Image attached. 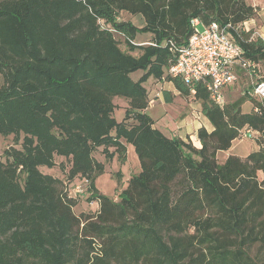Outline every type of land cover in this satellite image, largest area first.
Here are the masks:
<instances>
[{"label":"trees","instance_id":"trees-1","mask_svg":"<svg viewBox=\"0 0 264 264\" xmlns=\"http://www.w3.org/2000/svg\"><path fill=\"white\" fill-rule=\"evenodd\" d=\"M257 12L248 0H0V138L15 143L0 160V264H264V102L251 86L220 109L201 83L192 95L167 75L192 20L238 27ZM253 34L232 31L241 62L255 66L236 76L254 84L264 82V40ZM149 80L199 103L212 127L197 130L200 148L153 127ZM116 97L128 103L120 122ZM248 132L258 150L219 163ZM125 144L140 172L114 202L94 186L104 164L93 154L123 164ZM57 160L62 179L40 172ZM82 181L98 210L76 216L67 191Z\"/></svg>","mask_w":264,"mask_h":264},{"label":"rangeland","instance_id":"rangeland-1","mask_svg":"<svg viewBox=\"0 0 264 264\" xmlns=\"http://www.w3.org/2000/svg\"><path fill=\"white\" fill-rule=\"evenodd\" d=\"M120 21H130L134 26L141 27L143 25V20L139 16H130L127 13H122L119 17ZM249 29V27L247 26ZM250 30V29H249ZM143 37H141L142 40ZM120 42L121 48L124 49L123 39L116 37ZM145 40L140 41L141 43H147L149 41L148 36H144ZM132 55L136 56L137 53ZM261 72H263V66H259ZM142 75L141 71L131 74L133 81H136ZM237 80L235 84L231 85L225 90L224 95L226 102L236 101L244 96L245 93L250 91L254 80L249 76H246L243 72H239L236 76ZM146 86V85H145ZM148 87V85L146 86ZM155 95V94H152ZM152 98V96H151ZM157 98V97H156ZM114 118L120 122L124 118L125 108L128 103L125 99L116 97L113 99ZM252 104L250 101L245 102L241 109L242 112L251 111ZM147 115L150 116L154 121V127L160 130L164 135L169 138H185L184 140H190L192 138L194 142H197L196 127L199 123L194 118L195 115L200 117L197 113L200 112V105L198 102L192 101L190 97L185 98L177 95L172 96L171 102H165L162 97L157 99H152L147 110ZM194 116V117H193ZM199 120H201L199 118ZM255 136L254 133H248L242 139L235 140L231 147L226 151H221L216 154V159L219 163H223L229 157L245 158L252 152L256 150V145L258 142L252 140ZM193 144V142H192ZM194 145V144H193ZM15 146L12 138H0V160H2V153L7 148ZM127 154L125 163L121 164L118 162L117 158L114 157L112 160H106L101 153V149L96 151L93 156L104 164V172L94 182V186L99 194L112 198L114 202H117V194L126 188L127 181L134 175L140 172L139 162L134 149L131 145H127ZM58 159V158H57ZM59 160H57V166L52 169L45 167L40 168V172L45 175H50L58 179H62L64 173L58 166ZM118 174V178L116 176ZM260 176V175H259ZM261 179V177H259ZM84 187L82 182H78ZM73 187V186H71ZM72 189V188H71ZM90 192L85 189L83 194L78 196L77 205L73 208V213L76 216L81 214H93L98 210V203L89 202Z\"/></svg>","mask_w":264,"mask_h":264},{"label":"built area","instance_id":"built-area-1","mask_svg":"<svg viewBox=\"0 0 264 264\" xmlns=\"http://www.w3.org/2000/svg\"><path fill=\"white\" fill-rule=\"evenodd\" d=\"M245 24L238 27L220 26L217 23L204 26L199 19L192 20L193 34L184 47L176 50V61L168 68L167 75L171 79H179L183 85L190 88L192 95L195 94L192 86L201 83L212 103L220 109L224 108L226 103L224 92L237 80L235 68L238 66L255 68L249 63L241 62L243 51L232 35V31L235 33L249 31ZM254 36L256 35L253 34L252 38ZM249 73L252 75L255 71ZM250 96L260 104L264 102L263 81L257 80L252 85ZM82 183L84 187L81 184L70 187L67 191L68 196L78 197L83 194L87 183L86 181Z\"/></svg>","mask_w":264,"mask_h":264},{"label":"crops","instance_id":"crops-1","mask_svg":"<svg viewBox=\"0 0 264 264\" xmlns=\"http://www.w3.org/2000/svg\"><path fill=\"white\" fill-rule=\"evenodd\" d=\"M251 3L255 8L258 9L257 16L253 20L247 22L245 25H246V27L248 26L250 30H253V32L256 36H259L264 40V0H253V1H251ZM142 40H145L144 36H143ZM142 40L139 39L138 42H140ZM145 85L146 86L148 85V87H146ZM145 85H144V87L147 89V91L149 93V99L150 100L157 99L160 96L165 101L166 97L164 95V92H167L169 94L170 98H172V96L175 97V96L179 95V93L173 87L172 83L153 82L152 80H149L147 82V84H145ZM152 94H155V95H152ZM151 96H152V98H151ZM197 114L200 117H197V115H195V117L193 116L196 119V121L199 123V125L196 127V130H198L199 128H204L208 133L211 132L212 127H211L210 123L207 121V119L205 117H203L201 112H198ZM199 118L201 120H199ZM153 127H154V125H153ZM194 134L196 136V133H194ZM255 135H256V137H258L257 134H255ZM180 139L185 141L184 140L185 138H180ZM252 140H254V139H252ZM192 142L196 148H200V144L198 142H194L193 138H192ZM125 145L127 147L128 144H125ZM257 150H258V146L256 145L255 151H257ZM126 154H127V148H126Z\"/></svg>","mask_w":264,"mask_h":264}]
</instances>
